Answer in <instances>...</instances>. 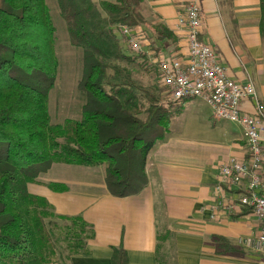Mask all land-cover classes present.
Wrapping results in <instances>:
<instances>
[{
	"label": "trees",
	"instance_id": "1",
	"mask_svg": "<svg viewBox=\"0 0 264 264\" xmlns=\"http://www.w3.org/2000/svg\"><path fill=\"white\" fill-rule=\"evenodd\" d=\"M141 2L57 0L69 41L82 51L78 89L84 103L80 119L52 123L48 94L58 61L46 1L0 0V264H57L53 229L67 256L88 252L92 225L80 215L56 214L45 197L27 189L52 164L104 165L106 187L117 197L146 184V155L164 139L173 103L180 101L161 98L153 86L140 87L119 65L136 60L117 36L120 25L143 26L151 41L173 38L144 20ZM259 10L264 33V0ZM49 186L64 190L60 183ZM46 219L62 223L50 221L48 228ZM156 238L157 264H172L166 248L171 236L157 232ZM110 264H128L122 247L113 248Z\"/></svg>",
	"mask_w": 264,
	"mask_h": 264
},
{
	"label": "crops",
	"instance_id": "2",
	"mask_svg": "<svg viewBox=\"0 0 264 264\" xmlns=\"http://www.w3.org/2000/svg\"><path fill=\"white\" fill-rule=\"evenodd\" d=\"M190 1L142 0L144 20L173 36L151 41L143 26L135 28L142 43L139 55L152 66L157 67L161 58L186 56L185 30L178 27L177 19ZM197 2L201 37L211 44L229 77L253 83L264 106L259 0ZM123 49L133 57L138 55ZM152 55L159 58L152 59ZM201 103L193 98L173 103L174 112L185 105L201 113L181 117L174 129L172 114L164 139L156 140L146 155V184L134 194H110L104 165L54 163L36 182L27 184L28 191L45 197L56 214L80 215L93 227L88 252L69 256L66 264H110L112 250L118 247L126 251L128 264H157V232L171 236L166 248L172 264H261L263 255L243 243L244 238L258 234V219L246 208L226 210L231 201H237L242 187L221 183L220 177V166L229 158L247 159L243 130L235 123L214 120L212 111L202 109ZM241 108L252 113L254 102L243 101ZM42 176L47 179L43 184L39 182ZM50 183H60L64 190L56 191ZM219 184L220 192L215 190Z\"/></svg>",
	"mask_w": 264,
	"mask_h": 264
},
{
	"label": "built area",
	"instance_id": "3",
	"mask_svg": "<svg viewBox=\"0 0 264 264\" xmlns=\"http://www.w3.org/2000/svg\"><path fill=\"white\" fill-rule=\"evenodd\" d=\"M185 30L186 56L165 57L157 63L158 77L164 87V97L173 102L199 98L212 108V118L239 125L246 139L247 159L231 157L220 166L221 183L240 185L237 201L226 210L237 206L252 212L259 222V232L246 237L243 243L263 255L264 264V106L251 81L240 83L228 76L226 68L217 61L214 50L201 37V10L197 0H191L184 14L177 19ZM118 34L123 44L135 53L142 50L140 36L135 29L120 25ZM254 102V111L246 112L241 102ZM221 184L215 190L220 192Z\"/></svg>",
	"mask_w": 264,
	"mask_h": 264
},
{
	"label": "rangeland",
	"instance_id": "4",
	"mask_svg": "<svg viewBox=\"0 0 264 264\" xmlns=\"http://www.w3.org/2000/svg\"><path fill=\"white\" fill-rule=\"evenodd\" d=\"M45 1L55 29L54 49L58 61L54 85L48 94V111L50 114L51 122L61 123L65 119H80L82 116V105L84 103V98L82 97L78 89V83L82 75V51L81 48L73 46L69 41L66 24L60 15L57 0ZM92 1L98 5V3L102 0ZM116 33L118 34V32ZM146 34L150 38L151 33L147 31ZM146 34H144L145 37ZM117 36L120 37L119 34ZM152 44L153 43H151V46L153 47ZM127 51L134 52L129 48ZM140 53H137L138 55L136 56L135 62L122 61L119 63V65L128 71L130 77L135 81L137 85H139L140 87L153 86L156 90V93L161 98L166 99V97H164L165 89L158 77V67H156L155 64H153L155 65V67L152 66V64L149 63V59H146L144 56L139 55ZM138 58L139 60H137ZM158 58V56L152 55V59L157 60ZM137 61L139 62L137 63ZM193 99L199 101L200 103H203H201L202 109L208 108L210 111H212V108L205 101L199 98ZM192 112L194 114H197L199 111L194 108L187 109L185 105L179 111L174 112L173 110L174 117H172L171 119L172 128H176L177 124L181 122L182 118L190 117V114ZM177 113L181 115L178 116L179 114L177 115ZM46 180L47 179L42 176L39 182L43 184L46 182ZM50 221H55L57 224L62 223L57 219H46L45 222L48 228H50ZM58 233L59 232L57 229L51 230V236L57 246V254L60 256L59 259L56 260V263L66 264L69 256L71 255L67 256L68 252L65 248L64 243L60 241Z\"/></svg>",
	"mask_w": 264,
	"mask_h": 264
}]
</instances>
